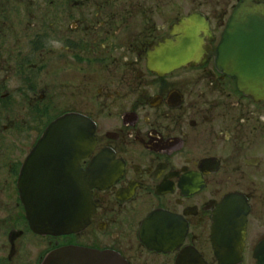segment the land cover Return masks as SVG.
<instances>
[{"label": "flooded vegetation", "instance_id": "obj_1", "mask_svg": "<svg viewBox=\"0 0 264 264\" xmlns=\"http://www.w3.org/2000/svg\"><path fill=\"white\" fill-rule=\"evenodd\" d=\"M247 1L0 0V264H264V99L215 62ZM185 25L201 58L152 67Z\"/></svg>", "mask_w": 264, "mask_h": 264}, {"label": "water", "instance_id": "obj_2", "mask_svg": "<svg viewBox=\"0 0 264 264\" xmlns=\"http://www.w3.org/2000/svg\"><path fill=\"white\" fill-rule=\"evenodd\" d=\"M187 22L196 23L191 18ZM184 37L178 45L163 46L151 58L152 67L170 69L198 61L203 54V43L198 39L202 26L185 25ZM216 65L221 72L237 79L239 88L256 99H264V4L245 2L233 14L215 55ZM91 146V136H90ZM48 216L29 214L31 227L41 233H69L77 228V220L55 215L48 207L40 213ZM72 259H96L101 264H125L123 259L113 253L92 255L76 249H63L52 254L44 264H69Z\"/></svg>", "mask_w": 264, "mask_h": 264}]
</instances>
